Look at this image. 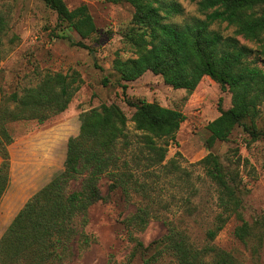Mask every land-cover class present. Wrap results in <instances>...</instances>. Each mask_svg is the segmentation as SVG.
<instances>
[{"label":"rangeland","instance_id":"rangeland-1","mask_svg":"<svg viewBox=\"0 0 264 264\" xmlns=\"http://www.w3.org/2000/svg\"><path fill=\"white\" fill-rule=\"evenodd\" d=\"M64 1L71 10L83 4L89 7L97 25L91 38L82 40L40 0H0V15L6 20L0 36V108L15 109L10 102L13 94L24 96L40 88L50 75H68L69 80L76 76L74 88L79 86L68 108L44 123L38 122L35 112L7 124L14 142L8 147L10 184L0 201V241L27 201L64 171L68 142L79 135L81 116L115 104L128 119L126 137L116 145L118 169L129 177L127 190L110 191L112 180L102 177L99 187L105 200L91 206L85 219H74L70 251L55 264H179L167 237L171 229L196 250L216 247L230 253L237 264H264V135L254 139L244 127L236 126L229 140L211 148L207 142L209 123L232 107L235 94L210 76L193 93L174 89L150 71L136 81H122L113 62L118 56L135 57L126 44V34L134 27V7L105 0ZM177 1L184 9L173 19L177 24L204 18L192 0ZM214 29L234 36L235 29L226 23ZM237 38L255 51L251 59L259 56L262 42ZM79 42L84 45L78 46ZM257 66L264 70V60L259 59ZM141 101L178 110L186 117L175 141L154 138L157 147L168 150L163 160L132 121L136 109L129 102ZM260 113L257 127L264 133V104ZM208 156L220 162L236 188L239 213L253 231L247 242L235 236L242 225L236 215L214 240L207 236L222 212L220 188L203 161ZM81 187V178L72 180L68 191ZM144 213L148 214L145 227L135 220Z\"/></svg>","mask_w":264,"mask_h":264},{"label":"trees","instance_id":"trees-1","mask_svg":"<svg viewBox=\"0 0 264 264\" xmlns=\"http://www.w3.org/2000/svg\"><path fill=\"white\" fill-rule=\"evenodd\" d=\"M40 1L82 40L91 38L97 31L86 4L71 10L64 0ZM105 1L126 2L135 9L134 27L126 34V44L135 57L118 56L113 62L122 81H136L150 71L160 75L174 89L193 93L206 76L215 77L228 85L235 99L231 108L209 123L208 146L229 140L236 126L244 127L254 139L264 135L257 127L260 107L264 104V70L257 66L259 59L264 60V0H192L204 18H194L184 24L173 21L184 14L177 0ZM224 23L235 29L234 36H225L214 29ZM5 29L6 20L0 15V36ZM237 36L262 42L259 56L251 59L255 51L242 44ZM77 82L76 76L69 80L68 75H50L40 88L24 96L13 94L10 102L16 105L15 109L0 108V201L10 184L8 147L14 142L7 124L28 119L35 112L39 115L38 122L44 123L50 115L64 112L79 88H74ZM122 88L126 93L127 85ZM129 104L136 109L132 117L136 129L147 134L149 147L163 160L168 150L157 147L154 138L175 141L186 117L178 110L157 103ZM127 122L126 114L115 104L102 105L81 116L80 133L68 142L64 171L27 201L1 239V264H55L63 260L70 251L67 245L74 233V219L79 216L85 219L91 206L105 200L99 187L102 177L112 180L110 191L127 190L129 177L119 171L116 153L117 142L126 137ZM203 161L209 165L208 176L220 188L222 208L208 238L214 240L236 215L242 225L236 228L235 236L247 242L253 231L239 213L241 200L235 186L228 181L217 159L208 156ZM80 178L81 189L68 191V184ZM147 215L144 213L135 220L145 227ZM167 237L179 264H237L230 253L216 247L203 251L194 249L175 229H171ZM84 240L87 245L88 236Z\"/></svg>","mask_w":264,"mask_h":264}]
</instances>
